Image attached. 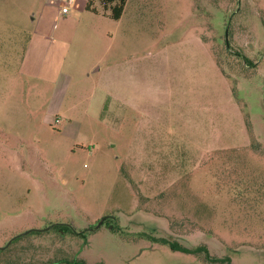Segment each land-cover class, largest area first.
Listing matches in <instances>:
<instances>
[{"label": "rangeland", "instance_id": "1", "mask_svg": "<svg viewBox=\"0 0 264 264\" xmlns=\"http://www.w3.org/2000/svg\"><path fill=\"white\" fill-rule=\"evenodd\" d=\"M73 1L0 0V264H264V0Z\"/></svg>", "mask_w": 264, "mask_h": 264}, {"label": "trees", "instance_id": "2", "mask_svg": "<svg viewBox=\"0 0 264 264\" xmlns=\"http://www.w3.org/2000/svg\"><path fill=\"white\" fill-rule=\"evenodd\" d=\"M101 1L104 5H106L107 3L116 2L115 5L112 6L110 16L114 19H118L120 17L122 10H123V5L125 3V0H101ZM91 4H92V0H86L85 9L86 10H95L94 8L91 7ZM72 231L77 233L74 229ZM162 240L167 242L168 246L172 250H179V251L185 252V253L203 252V257H204V260L206 262L220 263V264H233L228 257L218 258V257L210 255V253L208 252V249L205 245H199V246L190 248V247L181 245L176 241H169L166 239H162ZM1 253L2 252L0 251V254ZM44 264H55V263L47 262Z\"/></svg>", "mask_w": 264, "mask_h": 264}, {"label": "crops", "instance_id": "3", "mask_svg": "<svg viewBox=\"0 0 264 264\" xmlns=\"http://www.w3.org/2000/svg\"><path fill=\"white\" fill-rule=\"evenodd\" d=\"M72 4H74V6H77V5H79V8L80 9H82V10H86L85 9V4H86V0H74L73 2H72ZM122 12H123V10H122ZM122 14V13H121ZM121 16V15H120ZM120 18V17H119ZM118 18V19H119Z\"/></svg>", "mask_w": 264, "mask_h": 264}, {"label": "built area", "instance_id": "4", "mask_svg": "<svg viewBox=\"0 0 264 264\" xmlns=\"http://www.w3.org/2000/svg\"><path fill=\"white\" fill-rule=\"evenodd\" d=\"M68 10H69L68 5H63V6L60 8V12H62V13H66V12H68Z\"/></svg>", "mask_w": 264, "mask_h": 264}, {"label": "water", "instance_id": "5", "mask_svg": "<svg viewBox=\"0 0 264 264\" xmlns=\"http://www.w3.org/2000/svg\"><path fill=\"white\" fill-rule=\"evenodd\" d=\"M101 223V221H99V223H98V225ZM26 232H28V231H26ZM26 232H24V233H26ZM23 234V233H22ZM19 236V235H18ZM17 236H15V237H13V238H11L7 243H6V245L4 246V247H6V246H8L13 240H14V238H16ZM4 247H0V248H4Z\"/></svg>", "mask_w": 264, "mask_h": 264}]
</instances>
